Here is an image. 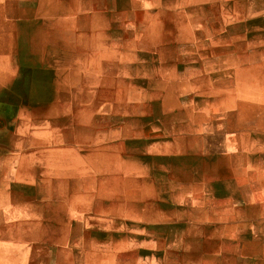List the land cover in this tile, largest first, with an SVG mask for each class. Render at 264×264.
I'll return each instance as SVG.
<instances>
[{
	"label": "clouds",
	"instance_id": "clouds-1",
	"mask_svg": "<svg viewBox=\"0 0 264 264\" xmlns=\"http://www.w3.org/2000/svg\"><path fill=\"white\" fill-rule=\"evenodd\" d=\"M0 264H264V0H0Z\"/></svg>",
	"mask_w": 264,
	"mask_h": 264
}]
</instances>
